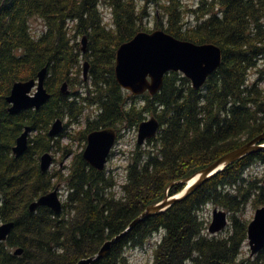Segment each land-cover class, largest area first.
Masks as SVG:
<instances>
[{
  "label": "trees",
  "instance_id": "obj_1",
  "mask_svg": "<svg viewBox=\"0 0 264 264\" xmlns=\"http://www.w3.org/2000/svg\"><path fill=\"white\" fill-rule=\"evenodd\" d=\"M150 1L0 0V224L15 223L0 245V264H77L161 202L171 183L264 132V0H202L193 7L182 0L159 3L155 19L167 33L218 45L223 62L200 90L182 73L171 72L156 95L128 97L116 79V54L138 33L150 32L144 22L152 15ZM102 5L113 23H105ZM33 19L45 27L39 36ZM82 58L90 63L87 80ZM44 68L49 101L12 115L6 98L14 84L37 80ZM147 115L158 119L159 132L144 146L123 150L124 176L86 162L83 150L91 132L111 128L120 138L123 131L137 130ZM57 120L65 122L64 130L53 138L49 132ZM26 127L32 128L29 147L17 158L13 148ZM75 146L82 151H75L63 171L42 172L43 154L66 158ZM263 176L264 152L238 160L185 201L137 225L94 264H127L126 249L155 235L152 264H264V249L241 256L249 221L239 217L248 204L264 206ZM57 187L65 196L60 214L48 207L30 210ZM184 188L173 186L169 196ZM210 204L230 213L226 233L209 234L202 211Z\"/></svg>",
  "mask_w": 264,
  "mask_h": 264
},
{
  "label": "water",
  "instance_id": "obj_2",
  "mask_svg": "<svg viewBox=\"0 0 264 264\" xmlns=\"http://www.w3.org/2000/svg\"><path fill=\"white\" fill-rule=\"evenodd\" d=\"M82 52H87L88 38L83 37ZM223 62L222 49L212 43L196 44L190 41L180 40L165 30L158 29L152 32L142 31L131 41L122 44L116 54L115 74L119 85L133 96H141L145 93L156 95L164 85L165 77L171 72L182 73L191 82L195 90H200L208 79L221 67ZM90 63L83 65L84 77H89ZM48 68H44L38 75V79L21 81L14 84L6 101L10 105L9 112L12 115L23 111L39 110L51 98L45 87ZM62 91L69 93L68 83H64ZM160 129L158 119L145 120L138 127L137 144L144 146L151 138H154ZM64 130V121L57 120L53 123L49 135L59 136ZM31 127H26L22 135L17 139L13 148L14 155L21 157L29 147ZM118 134L114 129L102 128L88 135L87 146L83 152L86 162L98 171H104L107 167L110 155L117 143ZM264 152V132L243 146L230 151L209 166L196 172L187 179L175 181L166 189L163 200L157 204L148 206L125 231L107 240L100 250L91 257L81 259L77 264H94L106 258L113 247L126 237L137 225L148 218L161 215L177 203L183 202L192 196L199 188L211 179L223 173L228 167L238 160L251 154ZM54 158L47 152L41 156L40 167L43 173L50 171ZM183 185L185 188L173 196H169V190L173 186ZM264 185V179H263ZM40 207H48L55 214L63 210L60 187L41 196L30 205V210L36 212ZM229 213L223 209L215 208L208 232L214 236L225 231L229 226ZM14 222L0 224V245L6 242L12 230ZM248 242L251 257L256 256L264 249V206L256 210L253 220L248 226ZM23 254V249L18 248L15 255Z\"/></svg>",
  "mask_w": 264,
  "mask_h": 264
},
{
  "label": "rangeland",
  "instance_id": "obj_3",
  "mask_svg": "<svg viewBox=\"0 0 264 264\" xmlns=\"http://www.w3.org/2000/svg\"><path fill=\"white\" fill-rule=\"evenodd\" d=\"M164 1H166V0H151L149 3L151 6L152 15L148 19H145L144 22H145V26H147V28L150 30V32H152L154 30H158V29L165 30L161 27L160 23H158L157 20L155 19V12L157 9V5H159V3H162ZM201 1L202 0H182V2L187 7H191V6L193 7L195 5H199ZM101 8H102L105 23H109V24L113 23L110 10L105 5H102ZM165 23H166V21H165ZM32 28H33L34 35H36V36H39L43 32V30L45 29L43 22L40 19H33ZM145 32H147V31H145ZM85 61L86 60H84L82 58V66H83ZM128 97H130V95H128ZM148 116L149 115H147V117ZM70 128H71V126L68 127V129H70ZM63 144L67 145L68 142H66V140H65V142H63ZM136 144H137V130L136 129H130V130L128 129L126 131H123L121 137L118 140V145L115 148V155H113V157H111L106 168L109 170H114V172H116L117 174L119 173L120 175L124 176L127 161H126V158L124 156L123 150L126 153H128L135 148ZM84 150H83V152H84ZM75 151H76V153L81 152L82 148L80 146H75L73 153L66 158H63V155L60 152H54V151L50 152V154L55 159L54 163L50 169V172L56 173V172L63 171L64 167L69 165L70 160L72 159L73 155L75 154ZM251 171L252 172L257 171L258 173H263L261 167H259V168L258 167H252ZM263 179H264V176H263ZM60 191L62 194L63 190H61V187H60ZM61 197H62V200L65 198V196H63V195H61ZM215 208L223 209L221 207L210 204V205L205 206L203 211H202V215L208 221V227L212 221V215H213V211L215 210ZM223 210H225V209H223ZM256 210L257 209L254 208L253 205L248 204V206L246 207L244 212L239 213V217L242 219L248 220L250 223L255 216ZM225 211H227V210H225ZM229 217H231V215ZM229 221H230V224H229L227 229H229V227H232L231 218L229 219ZM226 231L227 230L223 231V234L226 233ZM158 241H159V236L155 235V236H152L143 246L134 247V248H131V247L127 248L126 252H125L127 264H152L153 263V253H154V250H155V247H156ZM250 255H251V251L249 248V242L247 240L246 244L242 247L241 256L242 257L243 256L249 257Z\"/></svg>",
  "mask_w": 264,
  "mask_h": 264
},
{
  "label": "flooded vegetation",
  "instance_id": "obj_4",
  "mask_svg": "<svg viewBox=\"0 0 264 264\" xmlns=\"http://www.w3.org/2000/svg\"><path fill=\"white\" fill-rule=\"evenodd\" d=\"M130 96H132L131 94H130ZM151 118H155L153 115H149L148 117H146V119L145 120H149V119H151Z\"/></svg>",
  "mask_w": 264,
  "mask_h": 264
}]
</instances>
